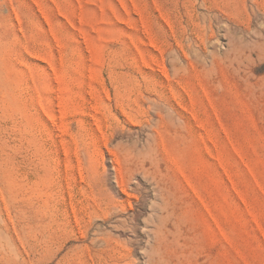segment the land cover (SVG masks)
I'll use <instances>...</instances> for the list:
<instances>
[{"label": "rangeland", "instance_id": "1", "mask_svg": "<svg viewBox=\"0 0 264 264\" xmlns=\"http://www.w3.org/2000/svg\"><path fill=\"white\" fill-rule=\"evenodd\" d=\"M252 2L0 0V264H264Z\"/></svg>", "mask_w": 264, "mask_h": 264}, {"label": "bare ground", "instance_id": "2", "mask_svg": "<svg viewBox=\"0 0 264 264\" xmlns=\"http://www.w3.org/2000/svg\"><path fill=\"white\" fill-rule=\"evenodd\" d=\"M190 1V4H184L183 5V15L186 16V20H184L185 23V27L187 29V27H192L193 30L196 32V37L201 36L203 38L206 39V36L209 35L207 34L206 30H208L207 28L210 29V27L213 25V23H217L216 26H220V22L222 19L227 20L228 22H232L233 24L236 22H241L243 23L245 21V19L249 20V16L250 13L248 12V9L246 10L245 8L242 9V6L239 5V1L240 0H188ZM254 2L255 6L252 8L251 6V13L252 14H264V2L262 3V5H259L256 0H251ZM260 1V0H259ZM252 2V4H253ZM199 8H203L205 11H203V13H199L198 9ZM182 12V11H181ZM165 14V13H164ZM182 14V13H181ZM166 15V14H165ZM180 15V14H179ZM252 16V15H251ZM259 16V15H258ZM183 17V16H182ZM264 17V16H263ZM184 18V17H183ZM182 18V19H183ZM176 18H174L175 20ZM181 20V19H180ZM171 21V20H170ZM179 21V20H178ZM169 24V23H168ZM183 24V23H182ZM214 24V25H215ZM232 24V25H233ZM171 25V24H170ZM179 26V25H178ZM177 26V27H178ZM169 27V26H168ZM224 27V26H223ZM262 27V26H261ZM260 27V28H261ZM264 27V26H263ZM171 28V27H170ZM172 29V28H171ZM185 29V32H186ZM189 30V29H188ZM251 31V30H250ZM176 33V32H175ZM187 34V33H186ZM192 34V32H191ZM194 34V33H193ZM262 34V33H261ZM264 34V33H263ZM175 35V34H174ZM177 38V44L178 46L176 47V51L180 54H184L186 48H184L183 45V38L179 35ZM184 35V34H183ZM194 35V36H195ZM193 36V35H192ZM255 36V35H254ZM174 37V36H173ZM208 37V36H207ZM257 37V36H256ZM264 37V36H263ZM188 38V37H187ZM186 38V39H187ZM199 38V37H198ZM197 38V40H198ZM209 38V37H208ZM207 38V39H208ZM260 38V37H259ZM185 39V40H186ZM192 39V38H191ZM195 39V38H194ZM204 39V40H205ZM175 40V39H174ZM188 40V39H187ZM190 40V39H189ZM176 41V40H175ZM192 41V40H191ZM200 41V40H199ZM262 41H264L262 39ZM256 42V41H255ZM193 43H195V41L193 40ZM185 44V43H184ZM199 44V43H198ZM201 44V43H200ZM199 44V46H200ZM175 45V44H174ZM197 45V44H196ZM198 46V45H197ZM186 47V46H185ZM191 48V47H190ZM199 48V47H198ZM203 48V47H201ZM199 48V49H201ZM195 51H198L195 50ZM198 54V53H197ZM203 54V53H202ZM181 55V56H182ZM179 57V56H178ZM183 57V56H182ZM181 57V59H183ZM185 59V57H184ZM188 60V59H187ZM178 61V60H176ZM176 61L172 62V67L176 66ZM184 61V60H183ZM192 62V60H190ZM187 61H185L186 64ZM194 63V62H193ZM190 64V63H189ZM192 65V64H191ZM181 66V65H180ZM186 66V65H185ZM190 68V65H188ZM194 66V65H193ZM171 67V66H170ZM171 67V68H172ZM184 66H182L181 71H185L187 72L185 68H183ZM192 67V66H191ZM175 68V67H174ZM187 68V66H186ZM195 67H193L192 69H190L191 71L194 69ZM175 69H173L174 71ZM175 72V71H174ZM179 72V71H178Z\"/></svg>", "mask_w": 264, "mask_h": 264}]
</instances>
